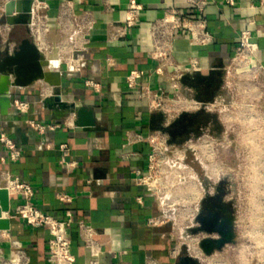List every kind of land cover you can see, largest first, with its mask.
I'll return each instance as SVG.
<instances>
[{"label":"crops","instance_id":"obj_1","mask_svg":"<svg viewBox=\"0 0 264 264\" xmlns=\"http://www.w3.org/2000/svg\"><path fill=\"white\" fill-rule=\"evenodd\" d=\"M43 1L48 3L47 13L53 23L61 0ZM72 1L76 14L87 11L94 20L80 72L69 71L62 60L38 50L48 62L44 70L60 76L61 100L83 107L89 114L82 117V126L76 114L56 120L41 106L42 98L51 93V87L41 80L14 89L7 113L2 114L0 107V134H5L21 155L10 161L0 141V187L7 175L17 176L32 186L40 210L59 219L65 217L66 211L72 215L68 234L75 264L88 262L87 251L79 239L78 221L93 230V237L103 250V264H145L147 257L157 264H174L171 217L162 211L150 191L133 183L134 171H145L149 151L146 142L136 141L135 135L159 132L171 123L173 116L149 110L145 100L126 87L125 76L136 71L140 74L138 80L151 89L168 90L165 80L154 72L156 63L150 56L147 28L165 8L187 12V6L183 0H139L143 8L139 21L126 39L107 41L108 23L123 20L130 0H109L113 10H106L103 0ZM207 1L205 18L213 42L203 47L190 46L187 37L178 36L173 55L184 67L189 66L190 58H195L200 67L198 72L182 76L184 98L203 101L200 95L209 93L212 101L226 100L231 88L225 83L224 69L234 52L237 33L248 27L250 19L254 21L250 28L258 43L256 56L264 68V33L260 31L264 30V13L255 7L258 0H237L233 5L225 0ZM27 7L28 0H0V87L2 72L18 65L21 41L33 40ZM58 38L54 29L47 35L50 41ZM106 57L112 58L110 65ZM85 80L93 81L97 89L85 84ZM260 80L264 83V71ZM258 97L261 100L264 94L259 93ZM15 102H23L26 107L17 109ZM28 121L56 127L37 132ZM61 145L67 148L65 159L75 162L69 168L59 163ZM137 197L141 200L137 201ZM21 202L19 195L9 194V212L2 213L9 220V229L0 230L2 255L8 258L12 251L10 243L16 241L27 257L26 264H49L47 233L28 227L15 214V207ZM151 218L165 222L148 225Z\"/></svg>","mask_w":264,"mask_h":264},{"label":"built area","instance_id":"obj_2","mask_svg":"<svg viewBox=\"0 0 264 264\" xmlns=\"http://www.w3.org/2000/svg\"><path fill=\"white\" fill-rule=\"evenodd\" d=\"M236 1L225 0L228 5H233ZM103 2L106 10H113L109 0H103ZM183 2L187 6V12L175 7L165 8L160 16L149 22L147 28L151 48L150 56L156 63L154 72L165 80L168 90L151 89L148 85L138 80L140 74L136 71L130 72L125 76L126 87L135 90L137 97L145 100L149 110H158L164 114H179L203 107L220 109L225 106V103L221 100L203 102L186 99L182 96L180 86L182 76L186 73L198 72L200 67L195 58L189 59L188 67H184L175 61L173 55L175 38L185 36L190 46L199 47L208 46L214 40L205 18V11L209 2L207 0H183ZM250 7L253 8L254 6ZM255 7L264 13V0H258ZM142 9V4L139 0H130L124 9L123 20L121 22L108 23L107 41L126 39L129 30L138 23ZM47 10L48 3L46 1L32 0L29 26L36 47L48 56L62 60L69 71L79 73L83 53L90 41L89 33L94 24L93 18L87 11L76 14L72 0H61L59 2L58 12L53 23L49 21ZM247 24V28L237 33L234 52L224 69L225 83L230 86L231 90H234V85L231 81L233 82L235 77L241 78L243 81L238 84L239 88H235L236 96L239 99L248 96L255 97L257 101L259 99L258 94H262V92L255 86L262 83L260 75L264 68H262L257 59V37L253 35L250 28L253 26L254 21L250 19ZM52 29L59 35V38L55 41L47 39V35ZM260 31L264 33V30ZM105 61L110 65L112 58L106 57ZM85 84L94 90L97 89V84L91 80H85ZM14 105L20 110L26 107L23 102H15ZM240 105H236V107ZM28 124L37 132H43L46 129L52 130L56 127L54 124H43L34 121H28ZM135 140L146 142L149 151L146 157L145 171L135 170L133 183L150 191L161 208L167 205L170 196L165 193L166 195L161 197L155 183L160 179L165 183L171 181L170 178L175 175V170L173 169L181 170L183 166L187 171L183 163V153L179 148L168 145L160 132H151L146 136L136 134ZM0 141H2L8 152L9 160L12 162L16 161L21 155L20 150L14 146L13 142L5 134H0ZM59 150L60 164L64 165L65 168L75 164V162L65 159L67 148L64 145H61ZM187 179L188 203L192 206L194 199L193 183L189 178V173ZM3 187L7 189L8 194L19 195L22 199V202L15 207V214L21 217L28 227L43 229L47 233L46 261L49 264H75L68 234L73 222L72 215L66 211L65 217L59 219L40 210L35 204L32 186L19 180L17 176L7 175ZM136 200L140 201L141 199L137 197ZM191 206L189 218L186 219L187 223L183 228L189 222ZM164 222L165 220L162 218L147 220L148 225H159ZM77 226L80 242L88 254L87 264H103L100 260L103 250L94 239L93 230L82 221H78ZM10 245L12 251L8 258L2 255L0 249V264H26L27 257L19 242L12 241ZM174 249V255L176 256V246ZM145 264H157V262L147 257Z\"/></svg>","mask_w":264,"mask_h":264},{"label":"flooded vegetation","instance_id":"obj_3","mask_svg":"<svg viewBox=\"0 0 264 264\" xmlns=\"http://www.w3.org/2000/svg\"><path fill=\"white\" fill-rule=\"evenodd\" d=\"M255 88L264 94V83ZM210 97L205 93L199 98L211 102ZM221 101L225 106L220 109L203 107L174 115L171 123L159 131L168 145L182 151L193 183L190 219L179 235L184 241L175 237L174 264H182L179 260L183 256H188L192 264H234L235 253L243 246L237 241L231 183L235 180L241 140L254 127L256 119L252 114L260 112L259 124L264 129V105L241 104L235 111L232 104Z\"/></svg>","mask_w":264,"mask_h":264},{"label":"rangeland","instance_id":"obj_4","mask_svg":"<svg viewBox=\"0 0 264 264\" xmlns=\"http://www.w3.org/2000/svg\"><path fill=\"white\" fill-rule=\"evenodd\" d=\"M241 81H243L241 78H233L231 83L234 85V90H231L225 101L232 104L235 111H237L236 105L239 104L259 105L261 103V105H264V102H260V99L257 101L250 100L247 97L239 99L236 96L235 88H239L238 84ZM235 84L237 85L235 86ZM257 110L261 109L257 108ZM169 115L174 116L175 114ZM252 116L256 119V124L255 121L253 124L255 129L254 127L250 129V132L254 133V141L248 139V134L245 139L241 140L242 147L239 150L240 156L235 180L231 183L236 215L237 241L247 247L243 248L242 255L245 254V250L252 251V255L256 254L258 250L260 254H264V250H262L264 249V129L259 124L260 112H256ZM173 170H175V175L170 178L171 181L165 183L160 179L155 183V186L161 197L166 195L165 193L170 196L167 205L161 208L171 217V228L174 237H178V241L182 242L184 238H180L182 236L179 237V235L187 223L186 219L189 218L191 206L188 203V172L183 166L181 170ZM240 250L235 253L234 264H240ZM246 257L248 258L246 264H260V260L252 259L248 254H246Z\"/></svg>","mask_w":264,"mask_h":264},{"label":"water","instance_id":"obj_5","mask_svg":"<svg viewBox=\"0 0 264 264\" xmlns=\"http://www.w3.org/2000/svg\"><path fill=\"white\" fill-rule=\"evenodd\" d=\"M32 0H28L27 22H30V10ZM8 4L4 10L8 11ZM18 65L8 67L2 72L3 85L0 87V107L2 114L7 113L11 107V95L13 90L21 86L30 85L34 81L41 80L51 87V93L40 101L42 108L50 111L52 116L58 120L68 114H76L80 126H82V117L89 114L83 107H77L73 103H65L60 98L61 80L57 72L44 70L48 65L43 54L39 52L33 40L23 39L19 46L17 54ZM84 123V122H83ZM9 212V194L5 187H0V230L9 229V220L2 217V213ZM182 264H192L188 256H183L179 260Z\"/></svg>","mask_w":264,"mask_h":264},{"label":"bare ground","instance_id":"obj_6","mask_svg":"<svg viewBox=\"0 0 264 264\" xmlns=\"http://www.w3.org/2000/svg\"><path fill=\"white\" fill-rule=\"evenodd\" d=\"M244 132H246V131H244ZM251 134V135H250ZM250 135V136H249ZM253 135H254V133L253 132H249L248 133V139L250 140V141H254V137H253ZM256 144V143H255ZM243 248H247V247H241V250H240V254H239V259H240V264H246L247 262H248V258L246 257V254H248L249 256H251V258L253 259V258H256V259H258V260H260V264H264V254H260L259 253V250L256 252V254H253L252 255V251L251 252H249L248 250H245L244 251V253L245 254H243L242 255V251H243ZM262 250H264V249H262ZM241 255L243 256V258L241 257ZM257 255H260V256H257ZM245 257V258H244ZM249 260H250V257H249ZM208 263H212V264H216L215 263V261L214 262H212V261H210V262H208Z\"/></svg>","mask_w":264,"mask_h":264}]
</instances>
